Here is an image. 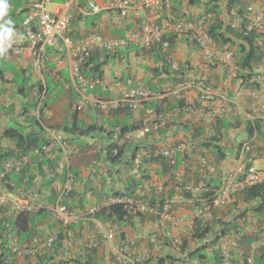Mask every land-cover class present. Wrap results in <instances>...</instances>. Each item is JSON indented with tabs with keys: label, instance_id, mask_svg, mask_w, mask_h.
Masks as SVG:
<instances>
[{
	"label": "built area",
	"instance_id": "built-area-1",
	"mask_svg": "<svg viewBox=\"0 0 264 264\" xmlns=\"http://www.w3.org/2000/svg\"><path fill=\"white\" fill-rule=\"evenodd\" d=\"M79 0H7L9 10L6 16L0 18L8 20L11 12L16 16L25 10L22 19L11 27L13 34L5 42L0 34V48H6V52L0 57L9 59L25 55L29 59L30 66L35 75L39 77L41 91L37 90L34 95L37 99L35 114H38L43 104L46 87L43 72L46 67V52L48 46H53L60 40L66 48L69 62V74L72 83L79 90L81 98L74 105V108H84L92 106L101 112H115L119 110L138 111L143 107V103L154 96L149 89L128 86L121 81L107 83L102 78H85L81 74V66L93 52H113L116 47L127 46L130 42L136 43L141 49H151L154 47L166 51L170 46V37L173 35H186L199 48L207 61L220 60L227 66L231 76H235L239 71L236 63V53L233 49L222 48L210 36L208 29L211 15L202 13L194 17H175L173 15L172 0H139L142 8L147 10L150 19L142 22L139 29H129L126 27V18L134 10L131 0H109L105 4L108 8L115 10L113 22L116 27L125 31L123 38H113L107 33L94 31L84 38L74 41L68 34L74 11L79 7ZM16 5V6H15ZM83 7L91 14L99 13L102 6L97 0H85ZM247 19L241 27V19L237 16L236 10L231 9V27L239 28L246 34L251 30H258L259 37L256 43L264 51V3L250 4L246 7ZM10 45V46H9ZM172 68L177 69L175 63ZM264 81V77H263ZM98 86L101 90L110 92L107 97L96 96L93 93H86L87 87ZM193 88L197 91V98L202 107L198 110L199 119L205 123L213 121L224 114L234 112L236 107L234 101H230L221 86L208 83L203 78H194L177 83L175 89L183 90ZM164 92H172L170 87ZM255 103L252 111L247 115L253 119L259 115L264 119V98L259 99L257 93L252 96ZM149 114H154V110L147 109ZM155 115V114H154ZM162 115L155 116L150 122L141 125L139 129L125 132L121 140L130 142L138 133L148 134L158 131L165 124ZM46 141L39 146H34L27 155L18 158H8L3 161L0 170V206L8 205L13 216L21 212L39 213L45 211L57 222L58 229L38 232L26 238L19 239L16 231L8 222H3L6 226L0 239V264H40V259L48 254L54 255L55 260L62 259L68 264H78L80 260L86 264H153L151 248L145 245H138L135 237L130 236L126 230V222L115 219H101L98 214L102 209L112 204H121L130 218L142 215L163 216L160 205L150 201L148 189L162 191L163 185L152 181L146 183L142 190L138 189L132 196H107L99 201L90 204H81L70 208L68 203L71 198L73 174L70 171V157L80 152V147L67 141L66 134L60 129L41 124ZM0 130V135H1ZM189 143L181 142L175 146L161 149L159 154L174 162L177 150L185 151ZM113 148V153H116ZM255 145L251 139L241 141L237 147V162L243 164V175L237 179L240 167L235 172L229 174L223 186L219 189L216 197L210 204L203 203L195 206L192 210L193 219L208 221L211 217V210L214 206L223 204L231 193L239 192L245 187L264 181V167L257 168L250 164L253 155H261L264 152L254 154ZM253 153V154H252ZM43 156L55 157L59 159L54 166V172L48 174L55 176L49 189L52 201L43 200L40 191L36 189H18L17 193L10 192L7 174H19L25 168L29 157ZM147 151L136 150L130 159L129 174L138 177L144 165ZM201 170L209 172L215 171L216 165L207 159H201ZM89 175L94 174V170L88 168ZM41 176L35 177V183L40 182ZM8 184V185H6ZM188 190L198 194L206 191L203 184L186 187ZM191 222V224H192ZM61 237L58 239L59 234ZM172 239L180 242V238L174 237L169 232H163L159 238L151 237L149 242L157 244L159 239ZM264 240V236L261 237ZM259 240V241H261ZM60 241L59 246H55ZM59 251V253H55ZM78 260V261H79ZM251 261V258H248ZM54 262V261H52ZM166 264V263H165ZM191 264V263H174ZM201 264V263H198ZM206 264H221L210 262ZM227 264V258L224 263Z\"/></svg>",
	"mask_w": 264,
	"mask_h": 264
},
{
	"label": "crops",
	"instance_id": "crops-1",
	"mask_svg": "<svg viewBox=\"0 0 264 264\" xmlns=\"http://www.w3.org/2000/svg\"><path fill=\"white\" fill-rule=\"evenodd\" d=\"M84 1L85 0H79V7L74 11V17L72 18L68 32L71 39L74 41L80 40L94 31L107 33L113 38H123L125 36V31L122 28L116 27L113 22L115 10L108 8L105 4L109 0H97L102 6V9L99 13L93 14L91 19L88 18L90 13L83 7ZM172 1L173 15L175 17H194L200 15L203 13V5L208 3V1H210V4L216 3L214 0H199L200 5H194L189 3V0ZM225 2L226 0L217 1L221 10L220 18L224 21H228L225 13ZM249 3L261 4L264 3V0H238L239 6L245 7ZM131 5L134 10L130 12L129 16L126 18L125 24L127 28L137 30L143 21L151 17H149L147 10L144 11L145 8H142L139 4V0H131ZM76 20L77 22L73 23ZM170 38V46L166 51L154 47L152 48L154 51L151 53L150 50L141 49L136 43L130 42L127 46L116 47L113 52H97L98 61L103 62L101 66L103 72L101 78L105 82L113 83L114 81H121L128 86L146 88L149 89L154 96L145 101L141 109L133 112L121 110L104 113L92 106L77 108L80 121L84 120L86 124L93 123L91 118L93 116L99 117V123L95 124L103 126L105 131L99 135L94 133V136L81 138L74 136V138L76 137L74 143L84 145L87 150L70 157V170L73 174L72 190L76 191V195L70 199V202H72L75 197H82V204H90L99 201L103 197H107V195L111 194L112 190L126 191L125 186L128 177H131L129 174L130 161L127 165L126 160L131 155V150L134 149V147L137 146L139 150H151L154 148L156 150L155 154H158L161 149L175 146L181 142L189 143L187 150H177L175 158L176 167L174 169L170 168L166 161H158L156 159L149 162L145 161L144 168L148 177L145 180V184L152 181L156 184L163 185V189L160 192L156 189H148V191H146L149 199H153L152 201L160 205L163 216L158 217L156 215L147 214L125 221L127 225L126 230H128L130 236L137 239L138 245H145L150 247L151 251L153 250L152 255L155 254L152 260L153 264H155L157 257L166 255L168 251L166 246L168 243L167 241L170 240L169 238L159 239L158 243L155 245L149 242V238H159L163 232L170 231L171 235L180 238L182 241L189 239L192 210L195 206L202 205L204 200L194 202L193 200L199 197L200 193L196 194L186 187H192L202 183L207 184L208 182H210L211 187L216 184L219 188L222 187L225 178L231 174L232 169L236 165L237 156L235 154V147L240 140L247 137V131L244 125L246 119L242 113L241 107V105L246 104L245 100L248 99L245 87H243L239 81L231 78L229 68L220 60L207 61L196 44L186 35H173ZM231 48L235 50L234 47ZM45 52L46 67L43 76L45 77V75L48 74L54 83L63 82V85L67 89L63 100L64 103L67 104V112L70 113L68 121L72 123L74 122V105L79 101L81 95L79 90L75 87L77 90V97L73 98L70 85L72 81L69 84L71 78H69V60L66 48H64L61 41L58 40L53 46H48ZM156 52L167 54L165 55L166 61L170 64L171 62H176L178 68L179 66L181 67L182 81L203 78L212 85L221 86L229 100L234 101L237 105V111L233 114L230 112L229 114L223 115L221 121L201 122L199 120V112L197 111L201 103L197 98V92L192 88H188L182 92V97L187 107H189L187 110L171 108L174 96L163 95L162 92L166 85H176L177 82L174 81L173 77V73L176 71L171 70L169 65L170 74H161L158 77L154 76L149 69L153 67L161 68L162 65V61L156 60ZM0 60L14 64L23 76L29 77L32 75V82L30 84H26L27 86H20L15 82L13 76L6 74L3 70L0 76V129L3 127H10L11 122H13L15 125H21L24 130H30L34 127L33 123L30 121L32 120L31 111H29L28 105L23 98L28 88L34 99L33 91L36 89L34 85L38 77L32 71L29 59L25 55L9 59L0 57ZM63 70L68 72V79L67 77L63 78ZM152 87L157 88V90L154 91ZM86 93H93L101 97L110 95L108 91L106 94H103V91L98 86L87 87ZM162 96L166 97V101L160 103L159 100L164 98ZM146 103H148V105ZM167 103L169 105H166ZM153 104H160L163 107L162 112L156 114L155 109L152 108ZM248 105L250 106V104H247V106ZM148 108L153 109L155 115L149 114L147 112ZM159 115L164 116L166 120L163 127L158 131H152L148 134L138 133L132 142L127 144L128 151L122 156L120 163L116 162L115 164H111L106 160L104 154L105 147L111 142L117 144H122L123 142L116 136L115 132L118 127H121V125L126 122L129 125H139L137 128L139 129L141 125L150 122L155 116L157 117ZM43 116L47 119V121H45L48 124L54 125L55 127L60 128L69 125L65 123L67 113L65 112L64 115L60 114L57 105L51 107L48 103ZM236 120L238 122L241 121L237 128L234 127L235 124L231 123V121L236 122ZM192 127L196 128L198 135L191 134L188 128ZM261 130L263 131V136L256 133L253 139L254 145L257 147V150L253 151L254 154H257L256 151L264 152V125ZM108 132H111V134L107 135ZM217 132L220 133L218 134ZM215 133L217 134V140L214 141H217L220 149L225 154L223 159H219L218 154L213 151L215 148L213 149V147H210L213 149L210 150L209 147L199 146L208 141ZM66 136L69 137L70 135L66 133ZM9 144V140L0 137V146H7ZM252 157L253 160L251 164L255 165V159L260 158L263 161V165L259 167L255 166L257 168L264 167V158L261 155H253ZM164 159L167 160L164 157L161 160ZM201 159H207L209 162L216 165L215 175L212 173L203 178L204 173L200 168ZM88 168L94 170L93 175H89L87 172ZM115 169H117V172H115ZM242 175H240L239 172L237 179H240ZM139 177L141 179V176ZM22 185L26 187L24 188L26 190L36 189V187H39L40 182H36L33 186L34 188H29L26 181H24ZM19 189H22V186H20ZM210 189L211 188H209V190ZM218 189L214 190L212 188L215 194L218 192ZM85 191L87 193H85ZM185 191L193 196V200L184 197ZM40 193L44 201H52L48 188L40 190ZM253 206L254 202L249 204L246 203L239 192L231 193L223 204L212 208V214L208 221L214 223V228L206 238V241H212L217 233L216 231L220 227L215 219L235 223L239 225L241 239L230 231L220 239L218 245L226 250L227 246L233 244L234 239L239 242V246L242 244V240H244L245 244H248L247 241H250L251 249L248 256L252 258L251 263L258 264L260 261L253 258L258 256H260L261 261L264 262V240H261V237L264 236V214L255 212ZM13 215L8 205L0 206L1 220L11 223L14 217ZM36 225L40 232H48L55 228L54 224H51L50 221L41 216H37ZM242 236H244V238H242ZM198 245H200L199 242H192L190 244L191 248ZM208 250L210 254L211 249ZM234 250L237 252V248H234ZM232 258L236 259V261L232 263L231 256H229V258H227V264H242L240 261L241 259L235 256V254ZM210 262L212 263V261ZM190 263L198 264L200 262L193 261Z\"/></svg>",
	"mask_w": 264,
	"mask_h": 264
},
{
	"label": "trees",
	"instance_id": "trees-1",
	"mask_svg": "<svg viewBox=\"0 0 264 264\" xmlns=\"http://www.w3.org/2000/svg\"><path fill=\"white\" fill-rule=\"evenodd\" d=\"M216 3L210 4L206 3L203 5V13H209L211 15V20L209 24L208 32L212 39L217 42L220 46L231 48L234 47L238 57H237V65L239 67V72L237 77L241 79L242 84L244 87L252 90V89H260L261 83L260 79L262 77V74L259 70L264 69V53L263 49L260 48V46L256 43V38L259 37V31L258 30H251L247 32L246 34L241 30V27L244 25V21L247 19V17L244 14L245 7L239 6L238 0H226L225 3V13L227 15L228 21H224L220 18V8L218 6L217 1L214 0ZM189 3L194 5H200L199 0H189ZM16 6V5H15ZM235 7L237 9V12L239 16L242 18L241 27L239 28H233L231 27V8ZM14 11H12L10 14L12 15L10 20L12 21V24L9 25V27L15 26L16 23H18L24 13L25 10L17 14L16 16L13 15ZM4 20L0 21V24H4ZM0 34H2V30H0ZM170 39V38H169ZM151 53L154 51L152 49H149ZM98 53L93 52L90 54V56L85 60L83 65L81 66V74L85 78H101L102 77V69L101 66L103 62L98 61ZM164 55V57H163ZM165 55L167 54H160L159 52L155 53L156 60L162 61L161 68L153 67L149 70L153 73L154 76H160L161 74H170L169 71V65L170 63L165 60ZM172 75L174 77L175 82L182 81L181 79V67L179 66L178 70H175ZM3 69H0V76L2 75ZM47 85V83H46ZM39 89L41 90V86L38 84ZM154 91L157 90V88L152 87ZM153 91V92H154ZM173 104L171 105V108L176 109H184L187 107L186 102L184 98L182 97V92L179 95H173ZM166 101V97L159 100L160 103H163ZM148 105V103H146ZM48 105L47 101H44V104L40 110V115L43 113L44 107ZM166 105H169L168 103ZM35 106V104H34ZM168 107V106H167ZM152 108L155 109V113L159 114L162 112V106L160 104H153ZM73 118L74 122L70 123L69 125L63 126V129L65 132L71 135V140H68L69 142H75L76 137L81 138L83 136H94V133L100 134L105 131L103 126H97L95 123H88L84 126L80 125V119L78 118V111L75 109L73 111ZM32 123L36 125V127H33L31 130H24L20 126L16 125H10V127L4 128L1 134L2 138H5L9 140L10 144L7 146H0V170L2 167V163L4 160L8 158H18L23 155H27L29 151L34 146H39L42 143L46 141L44 137L43 130L41 128V125L39 122L34 118L30 120ZM218 121H221V119H218ZM237 123H239L236 120ZM139 127V125L134 124H127L126 122L121 125V127H118L116 133V136L120 139L122 135L125 132L135 130ZM192 135H198V132L196 131V128H188ZM245 129L248 134V138H252L254 133L257 131H260L261 129V123L258 119L250 120L247 119L245 121ZM218 134L220 132H217ZM111 134V132L107 133V135ZM74 136H76L74 138ZM212 140V141H211ZM217 134H213L211 138L200 144V147H206L210 150H213L218 154L219 159H223L225 157V154L220 149V146L217 144ZM79 144V143H78ZM128 143L124 142L121 145H117L115 142H111L105 147V158L108 160L111 164L120 163L122 156H124L125 152L128 151ZM84 146V145H81ZM210 147H213L210 148ZM116 148V153H113L112 149ZM138 150V147H134L131 151V155L127 158L126 164H129V161L131 159V156L133 153ZM147 157H145L144 162L146 161H152V160H158V161H166L167 164H169L170 168H175V159L173 163H170L169 160H161L163 157L161 154H155L156 150L153 148L151 150L147 149ZM185 154V153H184ZM236 156L238 155L237 152L235 153ZM185 157V155H184ZM165 158V157H164ZM176 158V155H175ZM59 157L55 156L52 158L49 157H43V156H30L26 167L21 171L19 174H7L6 178L9 181L8 188L10 192L17 193V190L22 186V189L26 188L23 187L22 183L24 181L27 182L29 188H34L35 184V177L38 175L41 176L40 185L36 190L40 191L42 189L50 188V185L55 179V176H50L48 174L54 172V166L57 163ZM238 157H236V160ZM115 172H117V169H115ZM202 172L204 173L203 178H205L208 174L214 173V171L209 172L206 169H203ZM216 172V171H215ZM215 175V173H214ZM141 179L140 181H136L133 177H128V181L125 186L126 191H119V190H112L110 195L107 196H132L134 193L139 191L138 189L142 190V187L145 184V180L148 178L146 174V170L144 166L142 167L141 173H140ZM208 184V185H207ZM205 183V185L210 190L205 191L204 193H201L199 197L195 198L193 200V196L189 194L187 191H185V196L188 199H192L194 202H198L199 200H204V203L210 204L211 201L215 197V191L219 187L214 185L213 187L210 186V182ZM212 188L214 190H212ZM71 196L74 197L76 195V191H71ZM240 195L242 199L246 203L254 202L253 210L257 213L264 214V182H260L248 187H245L240 191ZM153 199H150L151 203ZM162 202V201H160ZM83 203L82 197H75L74 200L71 203H68V206L70 208L81 205ZM162 207V206H161ZM40 215L43 217H46L45 211H40ZM38 214H32V213H26L21 212L15 215L11 221L10 226L15 229L19 239L26 238L27 236L31 234L38 233L39 230L37 229L36 221H37ZM98 217L101 219H115L119 221H127L130 218L126 211L124 210L123 206L121 204H112L109 205V207L102 209V212L98 214ZM236 219V218H235ZM234 219V220H235ZM216 223L220 226L218 230L216 231L215 237L209 242L206 241V238L210 234V232L213 230L214 223L212 221H206L202 222L198 219H193V222L190 227V235L189 239L181 240L180 242H175L172 239H169L170 241H167V253L166 255H163L161 257H157L155 264H174L176 262H183L184 260L188 261H199L201 264H206L212 262H218L223 264L225 258H229L231 256V262L234 263L236 259L232 258V256L235 254V256H238L242 264H252L251 261L248 260L249 254H250V246L251 242L247 241L248 244L244 243V240H242V244L239 246V242L234 239L233 244H230L227 246L226 250L225 248H222V246L218 245V242L222 237H224L227 233L232 231L234 235L240 237L239 234V225L232 223V222H224L221 221V219H215ZM3 220L0 219V238L2 236V233L4 232L6 226L2 222ZM61 237V233L58 236V239ZM235 238V237H234ZM244 238V236H242ZM192 242H199L200 245L191 248L190 244ZM60 241H57L55 246H59ZM234 248H237V252L234 250ZM208 249H211L210 254L208 253ZM1 251H4V248H0ZM55 253H59V251H55ZM252 253V252H251ZM255 260H258V264H264V262L261 261V257H253ZM252 259V258H251ZM79 260V259H78ZM77 261L78 264H86V262L82 263L80 260ZM229 260V259H228ZM54 261V262H52ZM40 264H68V262L59 259L55 260L54 255L48 254L43 256L40 259Z\"/></svg>",
	"mask_w": 264,
	"mask_h": 264
},
{
	"label": "clouds",
	"instance_id": "clouds-1",
	"mask_svg": "<svg viewBox=\"0 0 264 264\" xmlns=\"http://www.w3.org/2000/svg\"><path fill=\"white\" fill-rule=\"evenodd\" d=\"M226 3V2H225ZM250 4H253V3H249V4H247V5H250ZM247 5L245 6V9H244V14H245V16L247 15V12H246V7H247ZM231 9H235L236 10V13H237V16L241 19L242 17L241 16H239V14H238V12H237V9L235 8V7H233V8H231ZM8 10H9V5H8V3H7V0H0V18H2V17H4V16H6L7 15V13H8ZM230 14H231V12H230ZM231 18H232V16H231ZM211 20V19H210ZM5 22H4V24H0V30H2V38H3V40L5 41V42H7V40H8V38L13 34V29L11 28V27H9V25H11L12 24V21L10 20V18L8 19V20H4ZM242 19H241V23H242ZM69 34V33H68ZM90 34V33H89ZM70 35V34H69ZM170 40H171V38H170ZM191 40V39H190ZM192 41V40H191ZM195 44V43H194ZM10 46V45H9ZM197 46V45H196ZM222 48H226V47H223V46H221ZM152 49V48H151ZM199 49V48H198ZM228 49H232V48H228ZM6 48H0V54H3L4 52H6ZM149 50V49H148ZM234 50V49H233ZM235 51V50H234ZM263 53H264V51H263ZM237 57H238V54H237V52H236V63H237ZM173 63H175L176 65H177V63L176 62H171V64H170V67H171V70H178V65H177V69H174V68H172V64ZM238 66V65H237ZM239 68V67H238ZM260 71V73L262 74V77H261V79H260V83H261V87H260V89H252V90H250V89H248V88H246L245 87V89H246V91H247V96H248V99H246V100H248L249 102H246V104H244L243 106L241 105V107H242V111H243V107L244 106H246V107H248L249 109H248V111L247 112H242L243 114H244V116H245V119L247 120V119H250V118H248L247 117V115L246 114H248V113H250L251 111H252V105H253V103H255L256 101H255V98H253L252 96H253V94H255V93H257L258 95H261V96H259V97H261V99H263L264 98V81H263V77H264V69L263 70H259ZM239 72V71H238ZM238 72L236 73V75L235 76H231V72H230V70H229V73H230V76H231V78L233 79V80H237V81H239V83L244 87V85L242 84V82H241V79L240 78H238L237 77V75H238ZM37 76V75H36ZM38 77V76H37ZM44 77V76H43ZM45 78V77H44ZM205 80V79H204ZM179 83V82H178ZM209 83V82H208ZM38 84L41 86V84H40V81H39V77L37 78V82H36V84L34 85V86H36V89H34V91L33 92H35V91H37V90H39V91H41L40 89H39V87H38ZM176 85H177V83H176ZM176 85H174V86H170V85H166L165 87H164V90H163V95L164 94H166V95H179L181 92H183V91H185L186 89H188V88H186V89H183V90H176L175 89V87H176ZM45 87H46V92H47V85H46V81H45ZM167 87H170L171 89H172V92H164L165 91V88H167ZM190 88V87H189ZM193 89V88H192ZM196 91V90H195ZM46 92H45V94H46ZM197 92V91H196ZM34 95V94H33ZM162 97H164V96H162ZM34 102H35V106H34V108L36 107V103H37V99H36V97H35V95H34ZM199 100V99H198ZM44 101H45V96H44V100H43V104H44ZM200 102V101H199ZM201 103V102H200ZM43 104H42V106H43ZM247 104H250V106L248 105L247 106ZM42 106L40 107V109H39V112H38V114H35V109L31 112V117L34 119H36L38 122H39V124L41 125L42 123H45L46 125H49V126H51V127H54V128H57V129H60L61 131H63L64 132V129H62L63 127H55L54 125H50V124H48L47 122H44L43 120H42V116H43V113L45 112V110H46V108H47V106L46 107H44V109H43V113L40 115V110H41V108H42ZM202 107V105H200V108ZM235 107H237V105L235 104ZM189 107H185L184 109L185 110H187ZM199 108V109H200ZM198 109V110H199ZM124 110V109H123ZM126 110V109H125ZM197 110V111H198ZM119 111H121V110H119ZM129 111V110H128ZM237 111V109H235V111L234 112H232L231 114H233V113H235ZM225 115V114H224ZM223 116V115H222ZM221 116V117H222ZM221 117H218V118H216L215 120H213V121H208V122H214V121H218V119H221ZM256 120V119H258L259 121H260V123H261V129H262V126L264 125V124H262V123H264V119L261 117V116H259V115H257V116H255V118H253V119H250V120ZM200 120V119H199ZM245 120V121H246ZM245 121H244V125H245ZM241 123V121L239 122V123H237V122H235V123H233V124H235V126L237 125V124H240ZM33 125H34V127H36V125L33 123ZM97 125V124H96ZM98 126V125H97ZM99 127V126H98ZM3 129H4V127L2 128V129H0L1 131H3ZM32 129V128H31ZM30 129V130H31ZM260 129V131H257V132H255L254 133V135H253V137L252 138H248V134H247V137L245 138V139H251L252 140V142H253V139H254V136H255V134L256 133H259L261 136H263V131ZM65 133V132H64ZM67 133V132H66ZM65 133V134H66ZM1 134H2V132H1ZM70 135V134H69ZM0 137H1V135H0ZM70 137V138H69ZM69 137H67L66 136V139H67V141L68 140H71V135L69 136ZM83 137H85V136H83ZM121 139V138H120ZM245 139H242V140H240L239 142H238V144L241 142V141H243V140H245ZM69 142V141H68ZM132 142V140L129 142V143H131ZM70 143H72V144H76V145H78L79 147H81V145L80 144H77V143H74V142H70ZM124 143V141L122 142V144ZM128 143V142H127ZM237 144V145H238ZM253 144H254V142H253ZM117 145H121V144H117ZM237 145H236V147H237ZM236 147H235V153H236ZM257 147L255 146V149H256ZM257 150V149H256ZM257 152V151H256ZM259 152V151H258ZM257 152V153H258ZM80 153H82V151H81V148H80V152L78 153V154H80ZM31 156H34V155H31ZM56 156H58L59 157V155H56ZM238 156V155H237ZM30 158V157H29ZM144 164H145V162H144ZM250 164H251V162H250ZM144 166V165H143ZM242 166H243V164H241V163H238L237 161H236V165L234 166V168L232 169V171L233 172H235L236 171V169L237 168H241L240 170H239V172H240V175H242V173H243V168H242ZM26 167V166H25ZM142 170V169H141ZM216 170V169H215ZM71 171V170H70ZM231 171V173H233ZM215 172V171H214ZM131 176V175H130ZM140 176V175H139ZM138 176V177H139ZM131 177H133V176H131ZM241 177V176H240ZM133 178H137V177H133ZM264 182V181H263ZM203 185H205L204 183H202ZM205 187H206V191L207 190H209L208 189V187L205 185ZM221 188V187H220ZM219 188V189H220ZM219 189H218V191H219ZM202 193H204V192H202ZM218 193V192H217ZM217 193L215 194V197H216V195H217ZM234 193H238V192H234ZM239 193H240V191H239ZM201 194V193H200ZM231 195V194H230ZM214 197V198H215ZM71 198H73L72 196H71ZM70 198V199H71ZM70 201V200H69ZM69 203H71V202H69ZM79 206V205H78ZM76 207V206H75ZM72 208H74V207H72ZM46 213V212H45ZM34 214H38V216H41L39 213H34ZM2 222H6V221H2ZM55 226V228L53 229V230H55V229H58V225H54ZM38 229V228H37ZM40 232V231H39ZM1 238H2V236H1ZM0 238V239H1ZM181 241V240H180ZM197 261V260H196ZM190 262H193V261H188V260H184L183 262H176V263H190Z\"/></svg>",
	"mask_w": 264,
	"mask_h": 264
},
{
	"label": "rangeland",
	"instance_id": "rangeland-1",
	"mask_svg": "<svg viewBox=\"0 0 264 264\" xmlns=\"http://www.w3.org/2000/svg\"><path fill=\"white\" fill-rule=\"evenodd\" d=\"M92 17H93V14L91 15V13H90V15H88V18L91 19ZM80 20H81V18H80ZM76 22H77V20L75 22H73V23H76ZM0 69H3L4 72H6V74H9L10 76H13L15 82H17V84L20 85V86H23V85H26V84H30L32 82V75L29 76V77L28 76H23L21 74V72L14 66V64H11L9 62H5L3 60H0ZM62 76H63V78H66L67 77V79H68V72L66 70H63L62 71ZM44 80L47 83V92L45 94V101H47L50 104L51 107L54 106V105H57L58 108H59L60 114H63L64 115L65 112H66L67 113V119L65 120V123L70 124V121H68V118H69L70 113L67 112L68 111L67 104H65L64 103V100H63V98L65 97V94L67 92V89L63 85V82L60 81L58 83H54L48 74L45 75ZM70 82H71V79L69 81V84H70ZM70 85H71V88H72L73 98H76L77 97V90H76V88H75V86L73 85L72 82H71ZM102 91H103V94H106L107 93V91H104V90H102ZM259 96H261V95H259ZM23 99H24L25 103L28 105L29 111L32 112L35 109L34 108L35 102H34V100L32 98L31 92H30V90L28 88L26 89V93H25V96H24ZM259 99H261V97H259ZM245 102H249V101L248 100H245ZM248 109L249 108L246 107V106L243 107V111L244 112H247ZM41 118H42V120L44 122L47 121V119L44 116H42ZM91 121L93 123H99V117L93 116L91 118ZM231 123L233 124L235 122H232L231 121ZM11 125H15V124L13 122H11ZM80 125L81 126L86 125V121L81 120L80 121ZM16 126H20L22 128L21 125H16ZM238 126H239V124H237L234 127L237 128ZM80 148H81V151L82 152H84L85 150H87L85 146H81ZM254 164L257 167H259V166L263 165V161L260 158H256L255 161H254ZM137 181H140V177H137ZM85 193H87V192L85 191ZM45 216L46 217H43L41 215L42 218H46L48 221L51 222V224L58 225L57 222L54 221L48 213H46Z\"/></svg>",
	"mask_w": 264,
	"mask_h": 264
}]
</instances>
